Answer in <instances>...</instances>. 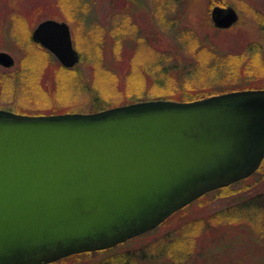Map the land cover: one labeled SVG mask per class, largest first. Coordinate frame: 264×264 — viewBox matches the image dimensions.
Returning <instances> with one entry per match:
<instances>
[{
  "label": "water",
  "instance_id": "water-1",
  "mask_svg": "<svg viewBox=\"0 0 264 264\" xmlns=\"http://www.w3.org/2000/svg\"><path fill=\"white\" fill-rule=\"evenodd\" d=\"M212 21L231 29L232 6ZM66 23L32 38L66 68L80 61ZM0 65L14 59L0 53ZM264 160V89L193 102L155 100L91 114L0 110V264H50L114 247Z\"/></svg>",
  "mask_w": 264,
  "mask_h": 264
},
{
  "label": "rangeland",
  "instance_id": "rangeland-1",
  "mask_svg": "<svg viewBox=\"0 0 264 264\" xmlns=\"http://www.w3.org/2000/svg\"><path fill=\"white\" fill-rule=\"evenodd\" d=\"M221 3L239 13L231 29L212 21L211 10ZM47 20L69 26L80 55L74 67L33 40ZM195 37L200 50L220 59L196 51ZM254 45L264 49V0H0V53L14 59L11 67L0 65V110L91 114L100 112L92 111L99 103L114 108L137 103L129 102L134 97L179 100L211 88L264 89V51L252 63ZM248 201L253 208L240 222L229 218L240 216ZM108 249L51 264H116L123 255L131 258L123 264H264V166Z\"/></svg>",
  "mask_w": 264,
  "mask_h": 264
},
{
  "label": "trees",
  "instance_id": "trees-1",
  "mask_svg": "<svg viewBox=\"0 0 264 264\" xmlns=\"http://www.w3.org/2000/svg\"><path fill=\"white\" fill-rule=\"evenodd\" d=\"M220 6H227V5H223L222 3L220 4ZM89 18H87V20H86V18H85V24H87V27H89L90 25H89ZM90 29L92 28V27H89ZM191 37V36H190ZM193 42L195 43V45H196V51H200V53L201 54H203L205 57L207 56V58H210V56H212V57H216V55L214 54V53H212V51L210 52L209 50H207V51H205V52H203V50H204V48L203 49H201L200 50V47H199V43H197V38L195 37V38H193V40H192V44H193ZM253 50H254V54L252 53V56L250 57L251 58V62L252 63H255V62H259L258 61V59L259 60H262V58H261V55L263 54V51H264V49L261 47V45H258V46H253ZM261 52V53H260ZM257 53H259V56H257L256 54ZM206 58V59H207ZM217 59H220V58H218V57H216ZM229 59L230 58V56L229 55H224V56H222V59ZM264 63V62H263ZM218 64H213V65H211V68H215L216 66H217ZM218 88V87H217ZM239 89V88H238ZM238 89H236V90H234V91H238ZM231 91H233V90H231V89H214V88H211V89H206V90H203V92H202V90H199V91H196V93H194L193 95H189V94H184V93H182V97L179 99V100H173L172 98H169V97H167V96H160V97H155V98H150L151 99V101H155V100H166V101H180V102H193V101H196V100H201V99H205V98H208V97H211V96H215V95H219V94H223V93H225V92H231ZM144 100H146L145 98H142V97H140V98H137V97H134V98H132L129 102H144ZM101 106L100 107H97L96 109H94V110H92V111H105V110H107V109H109L110 107L109 106H106V104H102V103H99ZM263 166H264V161L261 163V166H260V168L258 169V171L260 172L262 169H263ZM228 188V187H227ZM258 199V198H257ZM257 199H256V201H257ZM247 202V201H246ZM245 202V204H243V205H241V208L240 209H242L241 211L244 213H241L240 214V216L238 215V216H235V217H231V216H229V218L231 219V218H237V219H234V220H239V222L241 221V219H243L244 218V215H247V211L249 212L250 211V209H252L253 207L252 206H250V205H252L253 204V201H250V203H249V201H248V203H246ZM190 205H188L187 207H185V208H182V210H180V211H184V210H186V209H188V207H189ZM238 207H240V206H238ZM236 210H237V208H236ZM179 212V211H178ZM250 214V213H249ZM216 218H218V219H220V221L218 222V223H221V222H223L224 221V218H223V216H222V213H220V214H218V215H216L215 216ZM214 218V217H213ZM250 218H252V217H250ZM247 219H249V218H247ZM233 220V221H234ZM164 224V223H163ZM201 225V224H200ZM202 227H203V224L201 225ZM133 240V239H132ZM131 241V240H130ZM130 241H128V242H130ZM124 244V243H123ZM76 255H80V256H83L82 254H76ZM73 257H76L75 255H72V256H70V257H67V259L68 258H73ZM130 259L131 258H129V257H126V255H123V258L121 259V260H117V262L118 263H126L127 261H130ZM62 260V259H61ZM173 261L175 262V263H179V264H181L180 262H181V260H180V262L178 261V262H176L177 260H175V259H173ZM57 262V261H56ZM55 263V262H54ZM118 263H116V264H118Z\"/></svg>",
  "mask_w": 264,
  "mask_h": 264
}]
</instances>
